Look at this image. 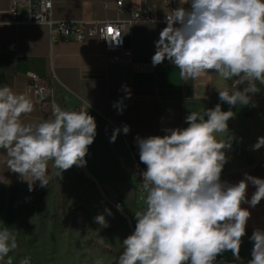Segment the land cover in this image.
<instances>
[{"label": "clouds", "instance_id": "9594fccd", "mask_svg": "<svg viewBox=\"0 0 264 264\" xmlns=\"http://www.w3.org/2000/svg\"><path fill=\"white\" fill-rule=\"evenodd\" d=\"M179 4L166 12L167 26L155 42L153 66L167 59L185 81L215 73L237 87L217 88L220 101L230 106L228 111L218 103L191 111L185 118L187 127L165 129L163 136L136 137L139 160L146 165L141 173L146 199L134 213L135 229L123 240L117 264H215L226 251L239 261L251 215L241 204L255 207L264 199V179L245 173L236 184L221 180L225 150L234 139L228 127L235 116L231 107L249 105L260 91L258 84L264 85V0H179ZM0 26L10 22L0 21ZM114 107L122 113V102ZM33 111L28 94L0 86V150L6 153L8 169L28 182L29 191L37 181L47 188L74 165L84 166L97 134L95 118L88 111L57 108L52 118L24 122L22 117ZM120 131L114 130L110 142ZM122 131L127 134L129 126ZM261 146L264 137L253 147ZM50 164L55 171H50ZM249 183L256 187L250 201ZM94 219L107 224L102 214ZM18 236L15 227H0V262L13 264L9 253L18 247ZM250 239L254 243L248 264H264V231L254 230ZM19 264H31V258L24 257Z\"/></svg>", "mask_w": 264, "mask_h": 264}, {"label": "crops", "instance_id": "0c3cea01", "mask_svg": "<svg viewBox=\"0 0 264 264\" xmlns=\"http://www.w3.org/2000/svg\"><path fill=\"white\" fill-rule=\"evenodd\" d=\"M114 1L53 0V18L55 21L117 20L121 17ZM161 2L134 0L131 3L124 0V17L131 8ZM104 3H109V7L105 8ZM9 7L10 0H0L2 10ZM156 16L163 19V10L160 9ZM166 26V23L134 25L127 38L131 56L124 57L122 62H113L106 56L104 47L94 41L52 44L46 26H0V86L7 85L16 93H24L30 72H36L47 80L54 78L61 109L88 111L95 118L97 134L89 146L83 169L102 190L104 197L122 202L123 216L132 232L136 224L134 213L141 210L144 203L137 198L131 177L114 154L115 143L110 142L114 130L121 129L116 138L120 155L125 156L123 146L128 143L133 146L139 160L137 136H163L167 134L165 129L187 127L185 118L191 111L211 109L218 103L223 111H228L230 106L220 101L217 88L231 90L237 87L235 82H225L215 73L185 81L167 59L153 66L155 42ZM125 85L127 88L122 87ZM238 87L242 89L244 85ZM258 87L260 91L252 95L249 105L231 107L235 116L228 121V127L234 139L231 148L225 150L227 163L221 174V180L231 184L244 179L245 173L264 179V146L259 149L253 147L259 137H264V85L258 84ZM33 101L34 111L22 117L24 122L52 118L49 105ZM118 101L122 102V113L114 107ZM124 125L130 128L127 134L122 131ZM6 159V153L0 150V185L13 186L20 177L8 169ZM141 164L146 170V165ZM102 186H107L110 194H106ZM129 186L135 197L133 213L124 209L130 200L124 187ZM255 191L256 187L249 183L246 190L248 201ZM241 207L249 210L251 215L246 222V234L242 237L240 259L236 261L230 251L218 256L230 264H248L254 243L250 237L254 230L264 231V199L255 207L247 202H243Z\"/></svg>", "mask_w": 264, "mask_h": 264}, {"label": "rangeland", "instance_id": "374dc122", "mask_svg": "<svg viewBox=\"0 0 264 264\" xmlns=\"http://www.w3.org/2000/svg\"><path fill=\"white\" fill-rule=\"evenodd\" d=\"M102 187L110 194L107 186ZM124 189L130 196L124 209L133 213L132 187ZM103 194L83 166L76 165L47 188L37 181L29 191L28 182L21 178L13 186L0 185V227L19 231L18 247L9 253L13 264L24 257H30L31 264H117L122 242L132 231L113 206L118 199ZM100 214L106 225L95 222Z\"/></svg>", "mask_w": 264, "mask_h": 264}, {"label": "built area", "instance_id": "2783aa9c", "mask_svg": "<svg viewBox=\"0 0 264 264\" xmlns=\"http://www.w3.org/2000/svg\"><path fill=\"white\" fill-rule=\"evenodd\" d=\"M131 3L134 0H130ZM114 4L117 13L121 17L117 20L103 21H55L53 18V0H10V7L4 11L0 8V21L10 22V26H46L50 31V41L52 44L68 42H97L101 44L106 52V56L113 62H122L124 57L131 56V51L127 48V38L130 36L131 29L139 23H166L165 15L168 10L175 9L179 0H169L166 6L165 0L161 4H148L142 8H131L126 14L124 0H115ZM105 8L109 3L103 4ZM183 7L189 8V4ZM163 10L164 18L156 16L159 10ZM4 16V18H2ZM24 93L28 94L33 100L50 106L51 112L60 108L57 100V90L55 79H45L36 72L27 75ZM114 154L121 166L129 174L133 182L137 198L144 203L146 193L142 188L141 173L145 171L141 162L137 159L133 146L124 143L125 156L120 155L114 142ZM114 208L123 211V204L117 200L113 203ZM119 206V207H118ZM215 264H230L223 262L218 257Z\"/></svg>", "mask_w": 264, "mask_h": 264}, {"label": "water", "instance_id": "95a60500", "mask_svg": "<svg viewBox=\"0 0 264 264\" xmlns=\"http://www.w3.org/2000/svg\"><path fill=\"white\" fill-rule=\"evenodd\" d=\"M147 69H148V70H150L151 68H150V67H148Z\"/></svg>", "mask_w": 264, "mask_h": 264}, {"label": "bare ground", "instance_id": "6f19581e", "mask_svg": "<svg viewBox=\"0 0 264 264\" xmlns=\"http://www.w3.org/2000/svg\"><path fill=\"white\" fill-rule=\"evenodd\" d=\"M121 213L123 214V211Z\"/></svg>", "mask_w": 264, "mask_h": 264}]
</instances>
